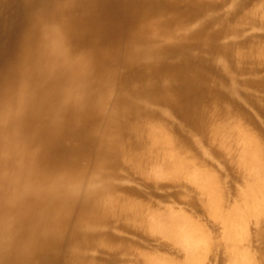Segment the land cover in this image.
<instances>
[{"label":"bare ground","instance_id":"1","mask_svg":"<svg viewBox=\"0 0 264 264\" xmlns=\"http://www.w3.org/2000/svg\"><path fill=\"white\" fill-rule=\"evenodd\" d=\"M65 4L0 72V264H264V0Z\"/></svg>","mask_w":264,"mask_h":264},{"label":"rangeland","instance_id":"2","mask_svg":"<svg viewBox=\"0 0 264 264\" xmlns=\"http://www.w3.org/2000/svg\"><path fill=\"white\" fill-rule=\"evenodd\" d=\"M65 5V0H0V72L9 71L7 68L13 67L18 63V59L15 58V52L18 48V45L15 44L16 35L21 36V38L37 36L35 38L36 41L49 39L52 43L51 47L58 49L63 45L62 43V45L58 44L64 36V30L60 27L64 25L65 18H69L67 15L75 18L78 26L87 23L83 12L66 14L67 7ZM45 22L46 24H44ZM47 24L51 25V27L47 26ZM61 49L58 52L64 50L62 47Z\"/></svg>","mask_w":264,"mask_h":264}]
</instances>
